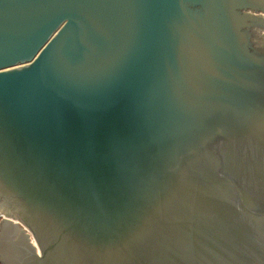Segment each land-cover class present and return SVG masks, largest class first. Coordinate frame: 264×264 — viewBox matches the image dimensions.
I'll list each match as a JSON object with an SVG mask.
<instances>
[{"label": "water", "instance_id": "obj_1", "mask_svg": "<svg viewBox=\"0 0 264 264\" xmlns=\"http://www.w3.org/2000/svg\"><path fill=\"white\" fill-rule=\"evenodd\" d=\"M1 264H264V0H0Z\"/></svg>", "mask_w": 264, "mask_h": 264}, {"label": "rangeland", "instance_id": "obj_2", "mask_svg": "<svg viewBox=\"0 0 264 264\" xmlns=\"http://www.w3.org/2000/svg\"><path fill=\"white\" fill-rule=\"evenodd\" d=\"M1 264V263H0Z\"/></svg>", "mask_w": 264, "mask_h": 264}]
</instances>
